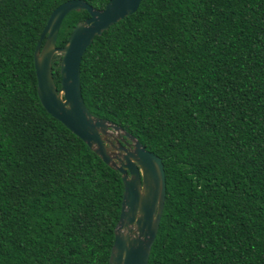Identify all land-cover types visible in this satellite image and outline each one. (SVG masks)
<instances>
[{"label":"trees","instance_id":"16d2710c","mask_svg":"<svg viewBox=\"0 0 264 264\" xmlns=\"http://www.w3.org/2000/svg\"><path fill=\"white\" fill-rule=\"evenodd\" d=\"M65 1L0 0V264H109L121 174L37 95L34 50ZM87 16L68 12L56 45ZM79 78L93 115L162 159L147 264H264V0H141Z\"/></svg>","mask_w":264,"mask_h":264},{"label":"water","instance_id":"95a60500","mask_svg":"<svg viewBox=\"0 0 264 264\" xmlns=\"http://www.w3.org/2000/svg\"><path fill=\"white\" fill-rule=\"evenodd\" d=\"M140 2L108 0L97 9L84 0H67L51 12L33 54L37 95L43 107L121 174L124 190L109 264H147L165 201V173L161 157L121 126L86 108L80 62L94 38L134 13ZM75 9L87 10L88 16L74 24L64 45L57 46L61 22ZM55 55L61 58L59 87L52 70Z\"/></svg>","mask_w":264,"mask_h":264}]
</instances>
